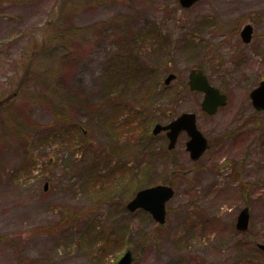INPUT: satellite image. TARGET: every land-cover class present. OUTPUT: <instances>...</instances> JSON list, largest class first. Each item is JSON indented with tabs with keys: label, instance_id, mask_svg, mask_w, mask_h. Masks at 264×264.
Returning a JSON list of instances; mask_svg holds the SVG:
<instances>
[{
	"label": "rangeland",
	"instance_id": "374dc122",
	"mask_svg": "<svg viewBox=\"0 0 264 264\" xmlns=\"http://www.w3.org/2000/svg\"><path fill=\"white\" fill-rule=\"evenodd\" d=\"M194 67L227 95L212 115L184 87ZM261 78L264 0H0V264H116L126 249L131 264H264ZM58 82L64 99L47 93ZM184 111L213 145L192 161L182 134L175 163L151 130ZM157 183L174 188L164 224L126 208Z\"/></svg>",
	"mask_w": 264,
	"mask_h": 264
},
{
	"label": "water",
	"instance_id": "95a60500",
	"mask_svg": "<svg viewBox=\"0 0 264 264\" xmlns=\"http://www.w3.org/2000/svg\"><path fill=\"white\" fill-rule=\"evenodd\" d=\"M197 0H179L182 7L187 8ZM252 25L245 24L240 31V36L243 41L248 42L251 39ZM175 77L174 73H169L164 79L168 83ZM189 88L192 90L202 91L204 93L201 101V107L208 113H214L218 106L226 103V95L220 90L211 85L201 69L192 68L188 75ZM252 105L257 110L264 109V79L260 80L249 93ZM160 130H166V135L169 139L168 147L174 146L176 138L181 130H185L189 135L186 142V148L190 151L193 159L198 158L204 149L207 147V140L197 128L195 123V113L183 112L169 123L162 125L156 123L153 127V133H158ZM46 184L44 188H46ZM173 195V188L165 184H156L150 187H145L138 190L135 196L127 203V208L134 210L138 207H143L148 210L153 218L159 222L165 220V202ZM249 213L248 208L243 207L238 214L236 227L239 230H245L248 226ZM259 248L264 251V243L259 244ZM132 251L127 249L118 259L116 264H131Z\"/></svg>",
	"mask_w": 264,
	"mask_h": 264
},
{
	"label": "trees",
	"instance_id": "16d2710c",
	"mask_svg": "<svg viewBox=\"0 0 264 264\" xmlns=\"http://www.w3.org/2000/svg\"><path fill=\"white\" fill-rule=\"evenodd\" d=\"M66 54H67V56H66V58L68 59L69 58V60H70V58H72V56L73 55H71V53L70 52H67L66 51ZM58 72V71H57ZM56 72V73H57ZM59 76H61V75H59ZM60 82H58V84H56V85H52V86H48V92L47 93H50V94H52V95H55V96H61L63 99H64V94H65V92H63L61 89H59L60 88V84H59ZM185 87V86H184ZM47 93H45V94H47ZM136 107H131V110H134V112L135 113H137L139 110H138V106L137 105H135ZM140 113H142L141 111H139ZM54 113H55V115H56V117L57 118H60L61 117V120L62 121H67L68 120V118H67V112L66 111H64L62 108H61V106L59 107H57V108H54ZM256 113H258V112H256ZM141 120L143 121V124L146 126L147 125V123H148V121H149V118L148 117H145V115L143 114L142 116H141ZM148 130V129H147ZM146 132V130L144 131V133Z\"/></svg>",
	"mask_w": 264,
	"mask_h": 264
},
{
	"label": "flooded vegetation",
	"instance_id": "af4514ba",
	"mask_svg": "<svg viewBox=\"0 0 264 264\" xmlns=\"http://www.w3.org/2000/svg\"><path fill=\"white\" fill-rule=\"evenodd\" d=\"M203 69V68H202ZM204 70V69H203ZM202 100V99H201ZM200 104H201V101H200ZM199 104V107H200V112L201 113H203L204 114V110H202L201 109V105ZM193 112H195V111H193ZM195 114H196V120H197V117H198V113L197 112H195ZM198 124V123H197ZM199 128V127H198ZM200 129V128H199ZM200 131H201V133H202V135L203 136H205L206 137V139H207V148H206V150L205 151H207L209 148H211L212 147V145H213V143L212 142H210L209 141V138L207 137V135L200 129ZM184 135V138H183V142H184V148H185V151H186V153H187V155L189 156V158H190V160H192V161H196V160H193V158L191 157V155H190V152L188 151V150H186V142H187V140L190 138L189 137V135L187 134V132H180L179 133V135H178V137H177V139H176V142H175V146H174V148L171 150L172 152H171V154L172 153H174L175 151H176V143H177V141H178V138L180 137V135ZM221 140V139H220ZM217 143H220V141L218 140L217 141ZM204 151V152H205ZM204 152L202 153V155L204 154ZM176 153V152H175ZM175 153H174V158H173V161L175 162V163H178V157H177V155H175Z\"/></svg>",
	"mask_w": 264,
	"mask_h": 264
}]
</instances>
